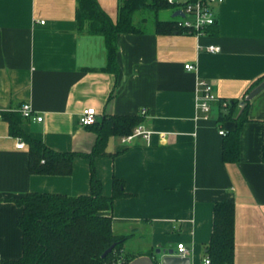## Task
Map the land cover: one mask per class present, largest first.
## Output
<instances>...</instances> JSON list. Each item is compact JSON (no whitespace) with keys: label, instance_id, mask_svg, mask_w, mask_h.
I'll use <instances>...</instances> for the list:
<instances>
[{"label":"crops","instance_id":"1","mask_svg":"<svg viewBox=\"0 0 264 264\" xmlns=\"http://www.w3.org/2000/svg\"><path fill=\"white\" fill-rule=\"evenodd\" d=\"M98 1L116 20L119 0ZM213 6L217 21L204 34L156 33L140 12L144 32L117 36L115 72L107 67L105 36L79 31L78 0H0V259L23 253V208L9 198L30 191L91 193V160L81 154L69 174L31 172L29 146L13 133L10 119L55 150L89 153L97 133L80 115L94 107L97 122L142 114L137 126L151 131L130 141L111 135L107 153L94 158L105 195L113 193L115 177L124 181L127 195L115 199L108 214L114 232L128 236L126 251L150 255L184 242L190 264H201L215 205L232 201L234 264H264V89L246 98L249 119L238 161L223 155L220 130L235 128L234 120L219 121L225 107L215 102L208 118L198 108V82L205 79L220 98L239 100L236 116L243 111L244 98L264 76V0ZM207 44L221 50L208 51ZM189 62L195 69L185 68ZM25 103L42 120L25 117Z\"/></svg>","mask_w":264,"mask_h":264},{"label":"trees","instance_id":"2","mask_svg":"<svg viewBox=\"0 0 264 264\" xmlns=\"http://www.w3.org/2000/svg\"><path fill=\"white\" fill-rule=\"evenodd\" d=\"M167 10L175 11L176 4L167 0H119L117 18L114 20L98 0H78L76 18L79 31L105 36L107 67L117 72V36L122 32H144L145 24L137 23L140 12L144 13L143 19L153 18L156 33H194L179 25L177 17L163 18L162 13ZM214 25L208 28V32L212 31ZM263 79L264 76L255 84ZM244 99L247 103L238 116L235 115L238 99L229 100L228 105L219 112V121H235V128L225 134L223 155L227 161L240 159V133L249 119V101L246 97ZM10 120L13 133L21 136L29 146L30 170L33 173L69 174L77 154L88 157L91 160V193L71 196L30 191L23 196L9 198L23 208L18 219L23 233V253L18 258L0 259V264H126L142 255L125 250L124 243L128 236L114 232L112 216L108 214L115 199L127 195L124 181L115 177L113 193L105 195L96 174L94 158L107 153V140L111 135L131 134L143 122L144 116L111 114L88 125L94 126L97 133L96 142L89 153L55 150L24 132L18 119ZM262 156L264 160V146ZM234 232V203L218 202L214 209L212 237L206 247V255L212 264H234ZM113 244V249L103 256ZM150 255L154 256L155 253Z\"/></svg>","mask_w":264,"mask_h":264},{"label":"built area","instance_id":"3","mask_svg":"<svg viewBox=\"0 0 264 264\" xmlns=\"http://www.w3.org/2000/svg\"><path fill=\"white\" fill-rule=\"evenodd\" d=\"M170 3L176 4V10H181L184 15H177L179 25L193 31L195 34H204L208 32V28L214 25L217 21V16L214 10L213 3L221 0H167ZM44 23V20H42ZM205 49L211 52H218L221 50L219 45L207 44ZM194 63L185 64L187 70L195 69ZM199 96H198V108L203 113L205 118H208L213 104L215 102L222 101L221 105L226 107L229 103L227 99L221 100V98L215 93L212 84L201 79L198 82ZM22 114L27 118H36L42 120V116H34V109L30 103L23 104L21 108ZM145 110L142 111L144 113ZM98 121L97 112L94 107L86 108L80 115V122L84 125H90ZM221 134H226L224 129L220 130ZM151 131L143 129L141 126H137L134 131L122 137L123 141H130L136 135H143L145 138H149ZM25 142L20 140L17 143L19 148L24 147ZM177 251L179 254L186 256L188 248L184 242H179L177 245ZM201 264H212L208 255L203 258Z\"/></svg>","mask_w":264,"mask_h":264},{"label":"water","instance_id":"4","mask_svg":"<svg viewBox=\"0 0 264 264\" xmlns=\"http://www.w3.org/2000/svg\"><path fill=\"white\" fill-rule=\"evenodd\" d=\"M177 15H184V13L181 10H176L174 12V16ZM264 89V80L261 81L259 84H257L246 96L248 100L253 99L255 96H257L262 90ZM114 247V244L111 245L109 248L105 250L103 253V256H105L107 253H109ZM158 262L159 264H190V258L188 256H183L178 253L177 250L173 248H169L168 250H161L158 248L156 250V254L154 256L152 255H139L129 261L126 264H156Z\"/></svg>","mask_w":264,"mask_h":264},{"label":"rangeland","instance_id":"5","mask_svg":"<svg viewBox=\"0 0 264 264\" xmlns=\"http://www.w3.org/2000/svg\"><path fill=\"white\" fill-rule=\"evenodd\" d=\"M165 13H166V15H165L166 17H170L171 16L170 11L167 10V11H165ZM137 22H138V18H137ZM153 24H154V20H153L152 17H150L149 20H148V27H152Z\"/></svg>","mask_w":264,"mask_h":264}]
</instances>
